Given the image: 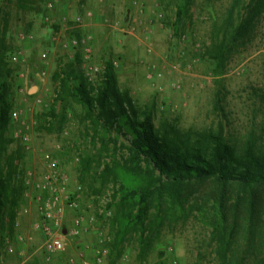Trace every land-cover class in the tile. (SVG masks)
<instances>
[{
	"label": "rangeland",
	"instance_id": "rangeland-1",
	"mask_svg": "<svg viewBox=\"0 0 264 264\" xmlns=\"http://www.w3.org/2000/svg\"><path fill=\"white\" fill-rule=\"evenodd\" d=\"M249 1L0 0V54L12 70L9 100L12 114H18L11 115L5 133L3 166H15L17 184L24 188L13 207L14 219L8 208L0 221V264L11 261L6 252L10 244L15 245L16 256L21 251L42 254L45 239L34 228L40 217L32 195L47 171L43 158L47 153L61 163L72 188L83 187L78 208L66 212L64 227L67 231L74 217H82L81 236L67 238L62 261L99 264L97 251L105 250L100 264H216L209 220L197 210L191 212L190 202L186 214L166 226L158 241L144 247V254L140 233H133L123 244L122 257L113 260L112 223L120 184L104 183L100 174L116 147L110 143L102 152L103 131L96 134L76 100L59 130L61 79L73 71L72 82L84 83L96 96L112 65L121 91L129 94L141 116L151 111L157 127L170 122L184 133H201L222 121L232 138L242 142L256 133L264 140V115L256 96V90L264 89V11L240 45L222 49L229 47L237 24L247 16ZM184 3L191 5L177 25V9ZM84 41L92 47L87 62ZM221 51L223 66L216 58ZM88 71L96 75L90 77ZM219 100L222 111L215 110ZM54 109L58 118L52 115ZM117 137L116 157L122 161L127 157L123 145L129 143L115 132L110 139ZM87 157H92L89 172L83 165ZM197 190L201 205L216 193L217 184H200ZM34 232H39L37 238ZM72 250L78 251V258L71 256ZM42 256L29 264H43Z\"/></svg>",
	"mask_w": 264,
	"mask_h": 264
},
{
	"label": "trees",
	"instance_id": "trees-1",
	"mask_svg": "<svg viewBox=\"0 0 264 264\" xmlns=\"http://www.w3.org/2000/svg\"><path fill=\"white\" fill-rule=\"evenodd\" d=\"M190 5L178 7L177 25ZM247 7V16L240 19L229 47L223 45V51L240 45L254 29L255 20L263 14L264 0H250ZM223 51L216 55L221 66L225 62ZM11 74L0 54V221L8 208L14 219L13 207L24 190L22 184H17L15 166L8 165V170L3 166L5 133L12 114ZM72 76L73 71L61 79L63 106L57 127L63 130L70 105L76 100L86 110L96 134L103 131L102 152L109 150L110 143L116 147L112 161L100 174L104 183L120 184L112 223V248L116 254L113 260L122 257L123 244L133 233H140L144 254L145 248L160 239L166 226L171 227L175 219L186 214L185 205L190 202L191 212L197 210L209 220L216 264H264V140H259L258 134L251 133L241 142L226 133L227 126L222 121L201 133H184L170 122L157 127L152 112L141 116L129 94L121 91L112 65L96 96L84 83H73ZM256 96L258 111L264 115V89L256 90ZM220 104L219 100L216 111L223 110ZM55 111L52 115L58 118ZM114 132L129 143L123 145L127 157L122 161L116 157L119 137L110 139ZM83 165L89 172L92 157H87ZM208 182L217 184L216 193L199 205L196 195L201 194L197 189ZM210 202L212 207L206 208Z\"/></svg>",
	"mask_w": 264,
	"mask_h": 264
},
{
	"label": "built area",
	"instance_id": "built-area-1",
	"mask_svg": "<svg viewBox=\"0 0 264 264\" xmlns=\"http://www.w3.org/2000/svg\"><path fill=\"white\" fill-rule=\"evenodd\" d=\"M52 7V5L50 6ZM78 45V42H74ZM84 60L87 62L92 57V47L89 43L84 41ZM46 58V55H44ZM17 61V58L14 59ZM91 71L97 72L92 66H89ZM88 71V76L93 77L96 73ZM92 79V78H91ZM12 117L17 118L18 114L14 112ZM27 140V138H26ZM45 168L47 171L43 175L42 181L37 184L34 190L35 203L37 204V210L40 216L39 221L35 224L36 231H40L45 239L42 247V254L44 256V264H65L64 262H58L57 256L64 254L67 251V238H79L82 232V225L84 219L82 217H74L70 229L65 231V217L66 212L76 210L78 208L79 194L83 191V187L80 185L71 187V180L68 174H65L61 163L54 158L51 154L44 155ZM30 193V192H29ZM18 239L24 242L23 236H18ZM15 245L10 244L6 248V252L9 255H15ZM99 256L97 257L98 263H102L103 258L106 256V251H97ZM17 255L26 257L24 252H18ZM26 260V258H25ZM82 264H91L84 261Z\"/></svg>",
	"mask_w": 264,
	"mask_h": 264
},
{
	"label": "crops",
	"instance_id": "crops-1",
	"mask_svg": "<svg viewBox=\"0 0 264 264\" xmlns=\"http://www.w3.org/2000/svg\"><path fill=\"white\" fill-rule=\"evenodd\" d=\"M37 217H38V219L40 217L38 213H37ZM37 233L39 234V232H37ZM37 233H35V237L36 238H37V235H36ZM67 247H68V243H67ZM70 253H71V256H74V257L78 258L77 257V254H78V251L77 250H72V251H70ZM64 254L57 256L56 260L58 262H61L62 261L61 258L63 257ZM25 255H26V257H21L19 255L18 256H16V255L15 256L14 255H10V256H12V259L7 264H29V262H31V260H37V261H39V256H42V254H40L38 250H36V251H34L33 253H30V254L29 253L27 254V252H25ZM17 257H21L23 261H21V262L18 261V258ZM25 258H26V260H25ZM42 259H43V264H44V258H43V256H42ZM62 262H65V261H62ZM65 264H67V263L65 262Z\"/></svg>",
	"mask_w": 264,
	"mask_h": 264
},
{
	"label": "water",
	"instance_id": "water-1",
	"mask_svg": "<svg viewBox=\"0 0 264 264\" xmlns=\"http://www.w3.org/2000/svg\"><path fill=\"white\" fill-rule=\"evenodd\" d=\"M35 90V89H34Z\"/></svg>",
	"mask_w": 264,
	"mask_h": 264
}]
</instances>
